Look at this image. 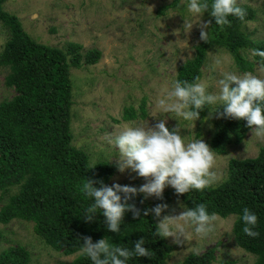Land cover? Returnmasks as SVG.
Listing matches in <instances>:
<instances>
[{
	"label": "trees",
	"instance_id": "16d2710c",
	"mask_svg": "<svg viewBox=\"0 0 264 264\" xmlns=\"http://www.w3.org/2000/svg\"><path fill=\"white\" fill-rule=\"evenodd\" d=\"M5 1L0 0V26L8 34V40L0 54V66L7 69L4 84L14 90L15 96L0 103V194L6 195L0 208V224L15 220L30 223L42 244L64 256L80 253L84 237H91L94 243L107 237L110 242L129 249H134L135 243L144 238V247L154 255L134 257L127 264H166L173 247L166 238L156 235L158 223L152 216L151 202L143 194L129 201L140 210V217L134 219L127 212L119 234L107 230L105 218L99 213L92 222L84 219L92 200L80 191L83 181H96L97 188L100 182L107 185L117 167L106 161L90 165L89 156L72 145L70 70L96 64L101 52L96 49L83 52V47L76 43L68 44L66 50L36 43L23 30L18 18L3 10ZM180 1L188 3V0H173L157 14L164 15ZM240 7L247 13L245 21L230 16L231 27L226 26L224 30L215 25L210 12H205L207 22L211 21L208 42L201 41L195 46L194 57L177 69L176 81L192 83L197 77L201 80V68L214 47L229 53L242 73L252 72L257 64L260 68L264 65V58L252 56V61H248L245 57L253 49L264 51V40L254 41L245 34L243 27L253 20L255 12L249 7ZM144 106L143 100L139 114L132 108L126 109L123 120L145 118ZM220 107L207 106L200 112L199 121L203 122L209 113L216 116L209 146L217 155H225L232 144L241 145L251 129L246 121L215 113ZM173 198H179L186 208L203 203L209 214L222 219L236 216L232 233L237 246L254 256L253 264H264V146L254 158L230 159L226 178L220 184L184 195H177L171 188L155 203L169 204ZM244 208L258 217L256 238L242 231ZM145 210L149 212L146 216ZM30 261V252L22 246H10L0 252V264H29ZM214 261V250L210 249L201 255H188L182 264H213ZM70 264H92V261L81 252Z\"/></svg>",
	"mask_w": 264,
	"mask_h": 264
},
{
	"label": "rangeland",
	"instance_id": "374dc122",
	"mask_svg": "<svg viewBox=\"0 0 264 264\" xmlns=\"http://www.w3.org/2000/svg\"><path fill=\"white\" fill-rule=\"evenodd\" d=\"M173 0H7L3 10L18 18L23 30L38 44L66 50L68 44L76 43L86 52L96 49L101 58L94 65L72 68L73 106L70 130L72 145L89 156V164L101 161L117 167L118 148L109 143L124 125L155 126L157 120H167L169 129L177 124L186 139L202 138L209 145L216 116L209 113L207 118L184 121L172 113H164L157 107V100L172 90L177 69L195 54L200 40V24L207 23L208 17L194 15L187 10V3L180 1L175 8H168L164 15H158L161 7ZM239 6L254 10L252 21L247 22L243 31L254 41L264 40V15L262 0H237ZM191 24L192 29L186 25ZM8 40V34L0 26V54ZM246 52V51H245ZM252 61L251 51L245 53ZM202 82L207 91L218 94L217 81L223 73L243 75L235 65L232 56L225 50L214 47L207 54L201 68ZM264 79V71L257 64L251 72ZM7 69L0 66V103L15 96L13 89L4 84ZM145 101V118L123 120L126 109L132 108L137 114ZM213 107L220 106L212 105ZM264 138L256 137L249 131L238 146H230L225 155L216 154L214 171L217 180L212 186L226 178L230 159L256 157ZM147 181L137 173L126 170L116 171L107 186L120 184L139 189ZM172 187L165 188L164 192ZM163 192V193H164ZM151 209L159 204L156 197L147 198ZM6 195L0 194V208ZM167 210L157 218V223L166 215H179L184 204L173 198L166 204ZM236 216L219 217L215 230L206 238L199 237L194 226L183 225L186 237L166 238L173 247L171 258L166 264H182L190 254L201 255L213 249V264H253L254 256L239 248L234 240L232 227ZM0 252L8 247L22 246L31 254L29 264H70L81 254L64 256L47 248L32 232V225L23 221L0 224Z\"/></svg>",
	"mask_w": 264,
	"mask_h": 264
},
{
	"label": "clouds",
	"instance_id": "9594fccd",
	"mask_svg": "<svg viewBox=\"0 0 264 264\" xmlns=\"http://www.w3.org/2000/svg\"><path fill=\"white\" fill-rule=\"evenodd\" d=\"M187 10L201 17L205 12H210L215 25L221 30L226 26L231 27L230 16L245 21L247 15L237 0H212L211 5L209 0H188ZM186 26L190 29L193 27L191 24ZM210 26L211 21L200 24V40L204 43L208 42ZM251 55L264 58V51L253 49ZM261 70L264 71V65ZM217 86L219 93L212 94L199 77L192 83L177 80L173 82L172 90L157 100V107L184 121L195 122L207 106L219 104L222 112L219 110L215 113L246 121L253 135L264 138V79L251 72L243 75L225 72L217 81ZM166 122L157 120L154 127L149 124L124 125L115 138L109 140L119 151L118 171L124 173L130 169L147 182L139 189L120 184L109 187L102 182L97 188L94 187L96 181L85 179L80 191L92 200L85 210L86 222L94 221L99 213L105 218L107 230L119 234L127 212H131L134 219L141 215L135 204L129 203L138 194H143L145 199L153 196L163 199V192L169 186L177 195H184L191 190L202 191L216 182V151L202 138L186 139L181 135L178 124L169 129ZM167 207L166 204L157 205L151 211L160 218ZM148 214L145 210L144 215ZM218 219L216 214H209L206 205L201 203L194 208H184L179 215L164 216L157 224L156 235L175 237V242L180 243V237H186L183 225H191L199 237L206 238L214 232ZM241 219L244 223L242 231L249 237H258L259 232L255 231L257 215L244 208ZM144 245V238L135 243L134 249H129L110 242L107 237L95 243L91 237H84L80 251L90 258L92 264H127L134 257L151 258L154 255Z\"/></svg>",
	"mask_w": 264,
	"mask_h": 264
}]
</instances>
